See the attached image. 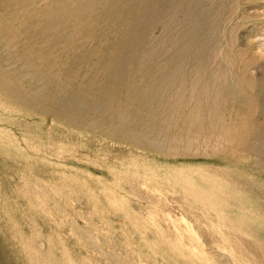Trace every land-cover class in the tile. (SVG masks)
I'll list each match as a JSON object with an SVG mask.
<instances>
[{
	"label": "rangeland",
	"instance_id": "1",
	"mask_svg": "<svg viewBox=\"0 0 264 264\" xmlns=\"http://www.w3.org/2000/svg\"><path fill=\"white\" fill-rule=\"evenodd\" d=\"M81 2L0 0V264H264V0Z\"/></svg>",
	"mask_w": 264,
	"mask_h": 264
},
{
	"label": "bare ground",
	"instance_id": "2",
	"mask_svg": "<svg viewBox=\"0 0 264 264\" xmlns=\"http://www.w3.org/2000/svg\"><path fill=\"white\" fill-rule=\"evenodd\" d=\"M34 1V0H33ZM82 2L76 7V9L74 10V13H77V12H79V11H81V9H82V7L83 6H85V5H88L89 3H95L97 0H81ZM165 1V0H164ZM177 2L179 1V0H176ZM192 1V0H191ZM159 2V1H158ZM157 2V3H158ZM185 2V1H184ZM205 2V1H204ZM71 3V2H70ZM167 3H168V0H167ZM201 4V3H200ZM171 5V4H170ZM151 7V6H150ZM185 7V6H184ZM194 7V6H193ZM154 8V7H153ZM174 8V7H173ZM175 9V8H174ZM184 9V8H183ZM198 9H200L199 7H198ZM191 10V9H190ZM160 11V10H159ZM183 11H185V10H183ZM182 11V12H183ZM196 11H197V9H196ZM140 13V12H139ZM155 13V12H154ZM174 13V12H173ZM156 14V13H155ZM160 14V13H159ZM176 14V13H175ZM187 14V13H186ZM191 14V13H190ZM183 15H184V13H183ZM77 16V15H76ZM80 16V15H79ZM201 17V16H200ZM138 18V17H137ZM177 18V17H176ZM175 18V19H176ZM178 19V18H177ZM187 22V21H186ZM197 22V21H196ZM209 22V21H208ZM176 23V22H175ZM182 23V22H181ZM190 23V22H189ZM138 24V23H137ZM50 25H51V23H50ZM54 25V24H53ZM78 25V24H77ZM198 25V24H197ZM200 25V24H199ZM55 26V25H54ZM56 27V26H55ZM54 27V28H55ZM53 28V29H54ZM176 28V27H175ZM182 30V29H181ZM196 30V29H195ZM207 30V29H206ZM215 31V30H214ZM213 31V32H214ZM192 32V31H191ZM199 32V31H198ZM193 33V32H192ZM215 33V32H214ZM48 34V33H47ZM76 35V34H75ZM177 35V34H176ZM194 37V36H193ZM190 38V37H189ZM121 40H123V39H121ZM118 42V41H117ZM200 42V41H199ZM201 43V42H200ZM209 43V42H208ZM199 44V43H198ZM112 45V44H111ZM121 45H123V43L121 44ZM203 45V44H202ZM131 47V46H130ZM203 48V47H202ZM202 52V51H201ZM153 56V55H152ZM173 58H174V56H173ZM179 58V57H178ZM197 58V57H196ZM193 60V59H192ZM146 62V61H145ZM210 67V66H209ZM179 70V69H178ZM213 73V72H212ZM48 75V74H47ZM204 76H206V74L204 75ZM211 78V77H210ZM177 79V78H176ZM189 79H187V81H188ZM163 82H164V80H162ZM196 82V81H195ZM194 82V83H195ZM199 82V81H198ZM201 82V81H200ZM199 82V83H200ZM220 82V81H219ZM213 83V82H212ZM215 83V82H214ZM217 84V83H216ZM223 84V83H222ZM192 85H194V84H192ZM206 85V84H205ZM177 86V85H176ZM180 86H181V84H180ZM182 86H184V85H182ZM150 87V86H149ZM166 87V86H165ZM184 87H186V86H184ZM197 87V86H196ZM196 87H194V88H196ZM190 88V87H189ZM202 88V87H201ZM197 89H199L198 87H197ZM204 88H202V90H203ZM214 89V88H213ZM219 89V88H218ZM156 91V90H155ZM175 91H176V89H175ZM193 91V90H192ZM183 92V91H182ZM195 92V91H194ZM178 93V92H177ZM90 94V93H89ZM93 95V94H92ZM194 95V94H193ZM197 95V94H196ZM209 95V94H208ZM221 96V95H220ZM215 97V96H214ZM218 97V96H217ZM208 98V97H207ZM195 101V100H194ZM197 101H199V100H197ZM206 101V100H205ZM192 102V101H191ZM200 102V101H199ZM210 102H212V101H210ZM86 103V102H85ZM203 103V102H202ZM163 104V103H162ZM165 105V104H164ZM188 105V104H187ZM210 105V104H209ZM207 107V106H206ZM178 110V109H177ZM188 111V110H187ZM224 114V113H223ZM187 120V119H186ZM192 121V120H191ZM194 123V122H193ZM214 123V122H213ZM196 124V123H195ZM186 125V124H185ZM187 126V125H186ZM195 126H197V125H195ZM213 126V125H212ZM262 129V128H261ZM260 129V130H261ZM261 136V135H260ZM262 137V136H261ZM264 142V141H263ZM253 247H255V245L253 246ZM252 247V248H253ZM249 248H251V246H249ZM249 248H247L248 250H249ZM253 249H256V247L255 248H253ZM257 249H258V247H257ZM247 250V252H245V254L246 253H248V254H250V252L251 251H248ZM244 251H246V250H244ZM253 251V250H252ZM255 251V250H254ZM260 250L258 249V251L257 252H259ZM262 251H263V249H262ZM260 253V252H259ZM252 254H253V252H252ZM256 254H258V253H255L254 255H256ZM261 254V253H260ZM242 255H243V253H242ZM250 258H252V257H250ZM247 259H249L248 257H247ZM249 260H251V259H249ZM256 260H257V258H256Z\"/></svg>",
	"mask_w": 264,
	"mask_h": 264
}]
</instances>
